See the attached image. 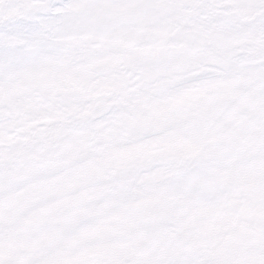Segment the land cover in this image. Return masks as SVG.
<instances>
[{
    "label": "snow or ice",
    "instance_id": "obj_1",
    "mask_svg": "<svg viewBox=\"0 0 264 264\" xmlns=\"http://www.w3.org/2000/svg\"><path fill=\"white\" fill-rule=\"evenodd\" d=\"M0 264H264V0H0Z\"/></svg>",
    "mask_w": 264,
    "mask_h": 264
}]
</instances>
